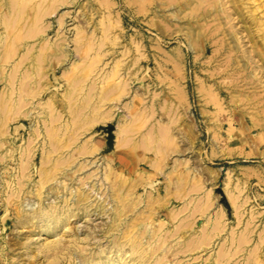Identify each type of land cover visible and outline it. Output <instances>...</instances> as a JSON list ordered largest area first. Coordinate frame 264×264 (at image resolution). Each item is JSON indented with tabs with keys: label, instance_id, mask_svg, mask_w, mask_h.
Listing matches in <instances>:
<instances>
[{
	"label": "rangeland",
	"instance_id": "374dc122",
	"mask_svg": "<svg viewBox=\"0 0 264 264\" xmlns=\"http://www.w3.org/2000/svg\"><path fill=\"white\" fill-rule=\"evenodd\" d=\"M0 264H264V0H0Z\"/></svg>",
	"mask_w": 264,
	"mask_h": 264
},
{
	"label": "bare ground",
	"instance_id": "6f19581e",
	"mask_svg": "<svg viewBox=\"0 0 264 264\" xmlns=\"http://www.w3.org/2000/svg\"><path fill=\"white\" fill-rule=\"evenodd\" d=\"M224 5V4H223ZM262 6H263V4H262ZM13 9V8H12ZM228 9V8H227ZM227 9H225L226 11H227ZM15 10V9H14ZM229 10V9H228ZM259 10V9H258ZM10 11H11V9H10ZM197 12V11H196ZM229 11H227V13H228ZM251 12V11H250ZM254 12V11H253ZM253 12L251 13V14H253ZM229 14V13H228ZM255 16V15H254ZM228 17V16H227ZM259 17V16H258ZM256 19V18H255ZM260 25V24H259ZM263 27V26H262ZM261 32V31H260ZM18 66V65H17ZM64 183V182H63ZM79 231V230H78ZM46 232H50V231H46ZM51 246V245H50ZM49 246V247H50Z\"/></svg>",
	"mask_w": 264,
	"mask_h": 264
}]
</instances>
